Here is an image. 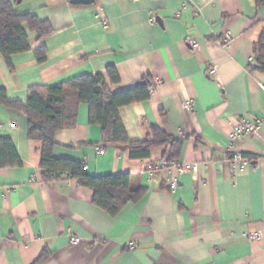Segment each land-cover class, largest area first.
Wrapping results in <instances>:
<instances>
[{"label":"crops","instance_id":"0c3cea01","mask_svg":"<svg viewBox=\"0 0 264 264\" xmlns=\"http://www.w3.org/2000/svg\"><path fill=\"white\" fill-rule=\"evenodd\" d=\"M7 1L53 29L42 40L27 29L31 50L12 56L13 70L0 50V87L10 100L26 104L32 87L99 72L110 93L148 82L147 99L119 108L128 137L150 140L156 127L177 143L132 158L105 140L87 103L78 105L75 125L56 133L54 153L82 161L90 175L130 174V188L143 193L112 214L95 203L93 188L44 182L42 143L29 139L23 112L0 104V139L10 138L21 159L0 167V264H264V165L252 160L233 174L228 160L234 123L264 117V72L252 67L264 2ZM227 33L233 41L225 47ZM41 47L43 64L34 55ZM212 63L216 79L207 73ZM235 148L264 157V127ZM165 160L178 164L168 170ZM194 163L197 172L179 173Z\"/></svg>","mask_w":264,"mask_h":264},{"label":"trees","instance_id":"16d2710c","mask_svg":"<svg viewBox=\"0 0 264 264\" xmlns=\"http://www.w3.org/2000/svg\"><path fill=\"white\" fill-rule=\"evenodd\" d=\"M263 2L259 0V3ZM27 29L36 32L38 40L53 31L50 23L38 21L30 12L19 11L11 1L0 0V50L11 70L12 56L31 50ZM34 55L39 64L47 61L44 47L35 50ZM254 56L252 67L264 72V29L254 46ZM107 73L112 81L119 80L113 66L107 68ZM149 89L150 83L145 82L125 91L110 93L103 73L99 72L81 75L59 85L32 87L26 104L10 100L6 89L0 87V104L23 112L27 119L29 139L42 143L41 170L44 182L76 180L82 186L93 188L95 203L115 214L127 202L137 200L143 190L130 188V174L90 175L82 161L55 155V135L62 129L72 128L76 123L78 105L87 103L90 106V121L102 126L105 140L123 146L130 151L132 158H147L155 147L176 144V139L156 127L150 140L133 142L128 137L119 108L147 99ZM20 164L21 159L13 141L1 138L0 167Z\"/></svg>","mask_w":264,"mask_h":264},{"label":"built area","instance_id":"2783aa9c","mask_svg":"<svg viewBox=\"0 0 264 264\" xmlns=\"http://www.w3.org/2000/svg\"><path fill=\"white\" fill-rule=\"evenodd\" d=\"M137 1V0H134ZM104 26H108V22L106 20H103ZM233 41V36L230 33L225 34V36L222 39L223 45L225 47H228L230 43ZM187 42L193 47L198 48L199 44L198 42L193 38H188ZM207 73L211 78H217L218 75V67L216 64L212 63L208 65L207 67ZM264 89V85L262 86ZM264 127V117L257 118V119H249L246 117L239 118L233 125V128L229 134L230 139V147L228 151V160L230 162V167L233 172V174H236L237 172L243 171L245 169V166L250 161H256V163H261L264 165V157L262 158H256L251 159L249 157L244 156L240 151H238L235 148V142L239 139H242L245 136L248 135H257L260 133L261 129ZM102 151V150H101ZM177 161H168L165 160L163 162V168L171 169V167L177 166ZM87 168V166L85 165ZM199 169V165L197 163L194 164H186L179 168V173H185L189 170L193 172H197ZM171 187L173 190L177 188V179L174 178L171 180ZM259 236L258 232L253 233L252 237L257 238ZM80 242V237L76 234H73L71 236V243L73 245H76Z\"/></svg>","mask_w":264,"mask_h":264},{"label":"water","instance_id":"95a60500","mask_svg":"<svg viewBox=\"0 0 264 264\" xmlns=\"http://www.w3.org/2000/svg\"><path fill=\"white\" fill-rule=\"evenodd\" d=\"M95 0H73V3L75 4H84V5H90L93 4Z\"/></svg>","mask_w":264,"mask_h":264}]
</instances>
